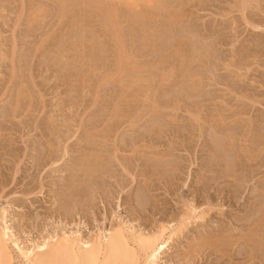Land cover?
Returning a JSON list of instances; mask_svg holds the SVG:
<instances>
[{"label": "rangeland", "instance_id": "1", "mask_svg": "<svg viewBox=\"0 0 264 264\" xmlns=\"http://www.w3.org/2000/svg\"><path fill=\"white\" fill-rule=\"evenodd\" d=\"M61 1L0 0V214L29 245L192 206L161 263L264 264V0Z\"/></svg>", "mask_w": 264, "mask_h": 264}, {"label": "bare ground", "instance_id": "2", "mask_svg": "<svg viewBox=\"0 0 264 264\" xmlns=\"http://www.w3.org/2000/svg\"><path fill=\"white\" fill-rule=\"evenodd\" d=\"M63 1L64 0H62L61 2L64 4ZM108 1L114 5L115 3L123 4L126 6V8L128 7L130 9L134 8V6L137 7L138 9L139 3L140 4L142 3L146 6H151L154 3L155 4L158 3V1L155 0H108ZM65 6L66 5H63V7ZM160 6L161 5H159V8ZM107 8L109 7H106V9ZM110 12L111 15L110 14L109 15L112 18H115L116 16L115 8L114 10L112 9ZM111 26L113 27V24ZM144 32H146V30ZM119 36H117L116 38L118 41L117 52L119 53L118 54L119 59H121V57L124 58L123 57L124 50L122 48L124 42L122 41L123 39L120 40ZM115 49L117 48L115 47ZM121 61L122 62L120 64H124L125 61L123 62V59H121ZM114 77L115 76H113V78ZM190 213L191 215L187 213L183 215L176 226H171L169 228H167L166 226H160L158 229H156V231L153 232L151 230H150L151 232L150 231L144 232L143 230H140L141 228L138 229L134 228L133 225H130L129 222L128 224L127 222L125 223L122 220L119 223L111 224V227L99 229L96 233H94L93 236L90 235V237H85L83 234L78 233V231L65 232L59 230L54 232L52 231V234L48 233L47 236L40 238L38 239V241H34L33 243L28 245L27 240L21 239L19 235L16 234L17 231L14 230V227H12L13 225L10 223L11 220L8 218L7 210L6 211L4 210L0 214V264H14L15 260L20 261V264H166L165 262L162 263L160 262L162 260L161 255L169 247V244L173 240V237L177 235L178 232L182 231L183 228H185L186 226L185 223L188 222V220L192 219L193 216H195L194 214H196V209H194L192 206ZM199 216L200 215L197 216L196 214L194 219L196 220L200 218ZM14 254L16 255V257H14Z\"/></svg>", "mask_w": 264, "mask_h": 264}]
</instances>
